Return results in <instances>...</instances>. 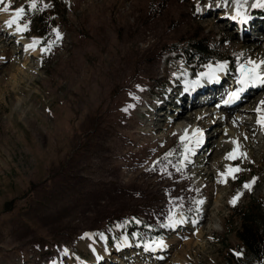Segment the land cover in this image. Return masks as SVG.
Returning a JSON list of instances; mask_svg holds the SVG:
<instances>
[{
	"label": "rangeland",
	"instance_id": "rangeland-1",
	"mask_svg": "<svg viewBox=\"0 0 264 264\" xmlns=\"http://www.w3.org/2000/svg\"><path fill=\"white\" fill-rule=\"evenodd\" d=\"M60 1L66 14L65 21L55 17L61 46L47 63L40 37L30 28L21 32L36 42L35 57L1 29L6 15L37 0L0 3V264H98L91 243L106 250L103 264H235L243 259L234 209L264 198V124L255 118L254 102L259 96L264 102V87L243 106L249 109V140H236L247 155L235 156L229 170L220 162L202 177L205 152L219 150L218 159L232 151L219 145L218 125L205 119L198 125L206 135V151L195 153V163L187 168L190 144L170 133L167 123L177 108L185 117L190 114L180 78L175 80L180 67L193 79L192 72L224 65L226 91L250 63V51L259 48L253 57L264 58V35H258L264 21L254 18L264 13L252 7L254 28L239 35L238 27H227L229 16L221 18L234 0ZM27 18L23 14L16 27L23 29ZM188 43L229 62L192 64L171 51ZM122 135L132 152L145 143L146 154L130 159L131 152L123 151L122 163L137 173L122 166L118 177L106 144L117 147ZM170 172L182 180L174 182ZM156 173L158 183L152 185ZM130 176L135 179L129 182ZM182 182L185 189L171 192Z\"/></svg>",
	"mask_w": 264,
	"mask_h": 264
},
{
	"label": "bare ground",
	"instance_id": "bare-ground-1",
	"mask_svg": "<svg viewBox=\"0 0 264 264\" xmlns=\"http://www.w3.org/2000/svg\"><path fill=\"white\" fill-rule=\"evenodd\" d=\"M63 1L68 2V0H63ZM257 1H259V2L257 3ZM258 5L259 6L262 5V7H264V0H234L228 5L229 7L226 6L227 7L225 9L226 12L221 13V15H222L221 18H222V20H228L229 19L228 16H229L230 17L229 20H231L230 21L231 23H230V25H227V27L231 28L233 25H235L236 27H238L240 29L239 30L240 32L238 34L241 35L240 33H242V32L246 33L245 32L246 29L249 30V29L254 28L253 21H255V19H253V13H251L250 10L252 9V7H254L253 9H255V8L257 9ZM205 8L211 9V8H217V6L214 5L212 7H204V9ZM256 9L253 10V12L254 11H261L264 13V11L256 10ZM215 10H217V9H215ZM201 11H204V10L202 9ZM122 13L126 14L125 11H122ZM226 15H227V17H225ZM123 16H125V15H123ZM238 18L243 20V21H240ZM254 18H256V20L258 19L260 21L261 20L264 21V16L254 17ZM11 19H14L13 14L6 15L5 19L2 22L1 29L4 30V34L6 36L7 35L8 36H11V35L15 36L18 43H21V44L23 43V45L26 47L25 52H28L27 53L28 55L34 56V57L38 56L39 52H37V50H33L35 45H36V42L34 40L25 39L22 32L17 30L16 24H13L11 27L7 26L6 22L11 20ZM260 30L262 33L260 32V34H258V35L263 36L264 35V29L260 28ZM245 35H250V34L246 33ZM242 36H243V34H242ZM243 40H249L248 36L244 37ZM258 50H259V48H254V50L249 52V57L251 58V59L249 58L250 63L248 65L242 67L243 70L239 71V75L234 79V81H232L230 79V81H232V82L230 83V85H229L230 87L226 91H225L224 87H227V86H224L225 85L224 83H225V79H227V69L224 65H221V64H213L212 67L205 70L202 74L197 73V72L196 73L195 72L190 73L191 75L195 74V77L193 79H190V77L188 76L189 73H188V71H186L187 70L186 67H182V68L180 67L179 75L177 78H175L176 81H178V78H180L179 82L182 83L181 86L183 87V89H181V91L183 92V94H184V92L186 94L185 100H189L187 104H188V107L190 108V110H189L190 114L188 115V113H187V116L185 117V115H184L185 110H183V109L180 110L178 108L175 109V111L177 113H174V115H171L172 119L170 120L169 123H167V128L171 130L170 133L177 134V136L179 135L183 140H185L186 142H188L190 144V153L184 159L187 168H190L191 165H193L195 163V162H193V160L195 159V157H194L195 153L199 154V155L204 154L205 149L202 147V140H203V137L206 135L198 127V125L203 124L202 121L204 119H205V123L207 125H218V129L221 128L220 130L217 129L215 131V133H223L221 139L219 140V145H222L224 148L229 147L232 149L231 152L224 154L222 157H220L218 159H216V158H217V154H218L219 150H217V152H216L212 148L209 149L207 151L208 153L210 152L208 156L205 152L204 162L205 161L206 162L203 165L202 177H205V176L211 174L213 168L215 166H217L220 162L224 163L225 168L229 170V168L233 166V159L227 158L229 156V154H233L234 156L240 155L242 157L247 155V152L242 150V148L239 146L242 143L246 144L249 140V131H250V124H251L247 118V116L249 114V109L244 108V107L249 101L251 102L253 99L257 98L261 93L260 89L262 87H264V60H263L264 58L261 60L259 58L253 57V52L258 51ZM244 70L245 71L249 70L250 72H244ZM205 72L207 75L204 76ZM241 81H243V83ZM220 82H221V84H220ZM232 84H234V85H232ZM233 94H235V95H233ZM170 95H171V90H170ZM178 97L180 100L181 96H178ZM219 97H222V99L219 102L217 101L218 102L217 103L216 100ZM230 98L236 99L238 102L231 107H227L225 105V103ZM245 99H246V103L244 105H242L241 107L237 108L238 103L240 101L245 100ZM254 102L256 104V107H255L256 116H255V118L258 119L260 122V118L262 116H264V103H262L263 102L262 96L261 97L259 96L257 99H255ZM205 103L206 104L212 103V105L215 103L216 104L215 106H217V108L220 109V111H218L214 105H213V107H210L209 109L207 107L204 108L205 106L202 107L203 105H206ZM237 109L239 110V113H237L233 116H229L231 114H227V113L232 112V110L237 111ZM224 113L227 115H225ZM161 114H163V112H160L158 115H161ZM213 115H215V116L213 117ZM157 119L161 120L162 118H156V120ZM123 136L124 135H122L121 140L118 141L117 147H113L114 145L112 143L106 144V146L111 148V152L113 154L112 156L115 158V161L112 164V167H113L114 171L116 173H118V177L123 176L120 173V169L122 166L126 168L128 173L129 172L134 173V174L137 173V170L132 168L133 166L131 167L129 163H127V162L125 164L122 163V160L125 161L124 156H122V152L127 149L125 144L123 143V139H125V138H123ZM129 137L131 140H135L134 135L131 134V135H129ZM239 137L243 141H242V143L238 144V141L236 139ZM147 138H149L148 135L146 136V138H144V141ZM113 143H114V141H113ZM131 148L132 147L130 146L127 149L128 152H131L130 153L131 154L130 159L131 158L132 159L138 158V160H139V157H141L143 155V153H145V151H146L145 150V143L144 144L141 143L139 145V150L137 152H132L130 150ZM118 157H121L120 163H118L116 160ZM145 170H146V168H145ZM169 175L172 176L174 182H180L182 180V177H180L181 175L179 176L177 174H172L171 172ZM155 176L157 178V181L154 183H151L152 185L158 183V178H159L158 173H156ZM194 177H195L194 183L200 184V180H198V177L196 175H194ZM133 179H135V178H132V176H130L128 181L130 182ZM145 184L146 183L144 182V183H141L139 185L141 186V185H145ZM185 186H186V182L185 183L182 182L181 184L180 183L174 184L170 189L172 190L171 192H181L182 188H184ZM160 243H162V242H160ZM160 243H157V247H159V248L161 246L162 247L164 246L163 243H162V245L159 246ZM104 244L105 243L103 242L102 245H104ZM87 245H88V247H90L89 250L91 249L94 251L96 249V251H94V256H95L94 261L98 264H103L100 261H102L103 259L106 260V258H107L106 257V250H103L101 248L97 249L94 243L93 244L92 243L87 244ZM154 247H156V245H154ZM83 249H84V247H83ZM160 252L161 251H159V253ZM155 257L156 256H154V259H155ZM159 258H161V257L159 256ZM157 261H158V263H160V261L158 259H157Z\"/></svg>",
	"mask_w": 264,
	"mask_h": 264
},
{
	"label": "trees",
	"instance_id": "trees-1",
	"mask_svg": "<svg viewBox=\"0 0 264 264\" xmlns=\"http://www.w3.org/2000/svg\"><path fill=\"white\" fill-rule=\"evenodd\" d=\"M54 7H50L49 2L37 0L35 7L25 5L24 14L28 16L27 29H31L32 34L40 37V46L43 49V56L48 55L45 63L53 59L54 52L61 46V40L56 36L58 33L55 17L59 16L65 21V8L60 0H51ZM60 12H56L57 10ZM172 52L184 54L185 60L189 63H199L202 65L209 62H219V58L227 60L228 57L211 56L207 48L197 43H188L182 47H174ZM234 216L239 218V228L236 237L241 243L244 251L243 259L238 258L235 264H264V198L260 202L253 203L246 208L234 209Z\"/></svg>",
	"mask_w": 264,
	"mask_h": 264
},
{
	"label": "snow or ice",
	"instance_id": "snow-or-ice-1",
	"mask_svg": "<svg viewBox=\"0 0 264 264\" xmlns=\"http://www.w3.org/2000/svg\"><path fill=\"white\" fill-rule=\"evenodd\" d=\"M2 2H3V0H0V3H2ZM9 7H10V5H9V6H5L2 10L5 11V12H7V11L9 10ZM32 7H35V3L32 4ZM24 12H25V9H24L23 7H21V8H19V9L15 10V11L13 12L14 19H11V20L7 21V22H6L7 26H8V27H11L13 24H17L18 19L21 18V17L23 16ZM26 28H27V25H26V24L23 26V29H21V28L19 27V25L17 26V30H18V31H22V30H24V29H26ZM30 47H31V46H30ZM241 82L243 83V81H241ZM233 95H235V94H233ZM262 103H264V102H262ZM260 123H261V124H264V116H262V117L260 118ZM227 158H228V159H234L235 156H234L233 154H229V156H228ZM230 171H239V169H234V170L230 169ZM245 187H246V188H250L251 185H250V184H246ZM235 202H236V201H235V199H234V200L232 201V203L235 204Z\"/></svg>",
	"mask_w": 264,
	"mask_h": 264
}]
</instances>
